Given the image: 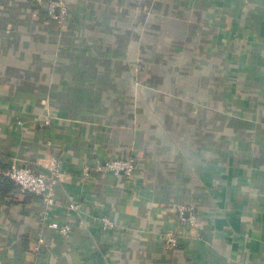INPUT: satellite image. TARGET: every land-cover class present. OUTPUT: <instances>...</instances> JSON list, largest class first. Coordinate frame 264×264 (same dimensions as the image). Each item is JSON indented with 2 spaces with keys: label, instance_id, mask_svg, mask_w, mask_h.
I'll use <instances>...</instances> for the list:
<instances>
[{
  "label": "crops",
  "instance_id": "0c3cea01",
  "mask_svg": "<svg viewBox=\"0 0 264 264\" xmlns=\"http://www.w3.org/2000/svg\"><path fill=\"white\" fill-rule=\"evenodd\" d=\"M66 1L0 0V174L61 162L46 221L0 193V264H264V0Z\"/></svg>",
  "mask_w": 264,
  "mask_h": 264
},
{
  "label": "built area",
  "instance_id": "2783aa9c",
  "mask_svg": "<svg viewBox=\"0 0 264 264\" xmlns=\"http://www.w3.org/2000/svg\"><path fill=\"white\" fill-rule=\"evenodd\" d=\"M40 3L43 0H38ZM47 13L50 18L62 21L69 14V7L66 0H47ZM48 122V121H47ZM61 162L57 156L50 158L47 171L38 172L30 165H19L13 163L4 172V175L15 182L20 190L30 192L38 197L47 205L43 220L46 221L50 217L51 211L56 204V184L60 175ZM99 169L112 171L115 174H123L126 178H131L138 168V163L133 158H110L105 163L97 164ZM69 207L76 211H82V205L79 202H70ZM194 206L181 205L178 208L179 219L182 222L196 225L197 215L194 212ZM100 223L104 229H109L114 226V222L107 216L100 218ZM50 225L58 231L59 234L69 236L73 231V225L69 222H59L58 220L51 221ZM166 244L168 248L174 249L178 246V235L174 230H168L165 233ZM45 239L43 236L34 245L37 253L43 250Z\"/></svg>",
  "mask_w": 264,
  "mask_h": 264
},
{
  "label": "trees",
  "instance_id": "16d2710c",
  "mask_svg": "<svg viewBox=\"0 0 264 264\" xmlns=\"http://www.w3.org/2000/svg\"><path fill=\"white\" fill-rule=\"evenodd\" d=\"M18 190V185H16L11 179H9L4 174H0V193H8Z\"/></svg>",
  "mask_w": 264,
  "mask_h": 264
}]
</instances>
